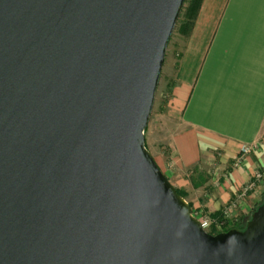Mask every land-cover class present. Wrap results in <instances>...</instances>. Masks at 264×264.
Returning a JSON list of instances; mask_svg holds the SVG:
<instances>
[{
    "label": "water",
    "instance_id": "95a60500",
    "mask_svg": "<svg viewBox=\"0 0 264 264\" xmlns=\"http://www.w3.org/2000/svg\"><path fill=\"white\" fill-rule=\"evenodd\" d=\"M184 4L0 0V264H264V199L209 234L145 146Z\"/></svg>",
    "mask_w": 264,
    "mask_h": 264
},
{
    "label": "crops",
    "instance_id": "0c3cea01",
    "mask_svg": "<svg viewBox=\"0 0 264 264\" xmlns=\"http://www.w3.org/2000/svg\"><path fill=\"white\" fill-rule=\"evenodd\" d=\"M178 36L184 40L167 108L184 127L172 138L176 167L189 169L212 150L222 153V163L243 144L256 145L240 170L222 174V189L199 188L204 202L192 207L218 211L264 164V0H202L189 31ZM169 182L180 191L188 184ZM249 199L243 214L253 195Z\"/></svg>",
    "mask_w": 264,
    "mask_h": 264
},
{
    "label": "rangeland",
    "instance_id": "374dc122",
    "mask_svg": "<svg viewBox=\"0 0 264 264\" xmlns=\"http://www.w3.org/2000/svg\"><path fill=\"white\" fill-rule=\"evenodd\" d=\"M181 13L167 47L166 57L156 91L154 107L145 131V142L153 158L158 161L162 170L165 171L164 175L168 176V180L170 179L176 184L177 179L184 178L188 182L185 187H181L183 191L181 192L185 194V200H188V204L191 205L192 213L195 217L211 222L210 232L216 235L233 229V226H244L250 219V215L254 209L263 202L264 180L257 183L253 191L247 194V196L242 198H239V196L243 188L253 181L254 175L264 170V164L253 169L247 182L235 190V196L232 199L229 198V200L221 204L222 208L220 210L205 211L202 207H192L193 202L196 200L200 199V201L204 202L201 199L203 190L201 191L199 188L213 193H216L220 188L222 189V185L225 186L222 184V180H220L222 174L228 176L232 170H240L243 167L245 159L254 153V151L244 157H241L238 152L234 158L230 160H225L226 158H224L221 163L219 159L223 157L222 153L212 150L204 153V157L196 165L186 170L178 169L174 164L172 160L174 156L172 138L181 132L184 127L178 119L167 114V108L168 102L172 97V89L174 88L177 48L182 47L183 43L180 40H184V37L182 38L178 35L182 32L186 33L190 29V25L188 24L190 21L188 22L185 19L184 10ZM178 44H180L179 47L177 46ZM249 195H253L254 200L249 203L250 210L243 214L244 204L248 205L247 201L250 200Z\"/></svg>",
    "mask_w": 264,
    "mask_h": 264
},
{
    "label": "built area",
    "instance_id": "2783aa9c",
    "mask_svg": "<svg viewBox=\"0 0 264 264\" xmlns=\"http://www.w3.org/2000/svg\"><path fill=\"white\" fill-rule=\"evenodd\" d=\"M256 148V145H248V144H243L240 149H239V154L241 157L246 156L247 154L251 153L252 151H254ZM264 180V170L261 172H258L254 175V179L251 183H249L247 186H245L241 192V195L239 196V198L245 197L247 196V194H249L251 191H253L254 187L256 186L257 183H260ZM193 217L194 214L192 213ZM198 222L200 227L207 233L210 234V227H211V222L208 220H201L197 217H195Z\"/></svg>",
    "mask_w": 264,
    "mask_h": 264
},
{
    "label": "trees",
    "instance_id": "16d2710c",
    "mask_svg": "<svg viewBox=\"0 0 264 264\" xmlns=\"http://www.w3.org/2000/svg\"><path fill=\"white\" fill-rule=\"evenodd\" d=\"M201 2H202V0H185V4L184 5H186L184 8H183V10H184V13H185V19L189 22L188 24L191 26V24H192V20H193V18L196 16V14H197V12H198V10H199V8H200V5H201ZM182 14V13H181ZM145 146H146V148H147V145H146V142H145ZM148 149V148H147ZM176 189V191H177V193L182 197V198H184L185 199V194L184 193H182L180 190H178L177 188H175ZM262 203V202H261ZM261 204H259L258 206H260ZM189 206L191 207V205L189 204ZM257 206V207H258ZM256 207V208H257ZM256 208L254 209V211L256 210ZM253 211V212H254ZM252 212V213H253ZM246 224V223H245ZM245 226V225H244ZM244 226H239V225H237V226H233V228H236V229H243L244 228ZM210 234H212V235H214V233H211L210 232Z\"/></svg>",
    "mask_w": 264,
    "mask_h": 264
},
{
    "label": "clouds",
    "instance_id": "9594fccd",
    "mask_svg": "<svg viewBox=\"0 0 264 264\" xmlns=\"http://www.w3.org/2000/svg\"><path fill=\"white\" fill-rule=\"evenodd\" d=\"M231 239H235V237H232Z\"/></svg>",
    "mask_w": 264,
    "mask_h": 264
}]
</instances>
